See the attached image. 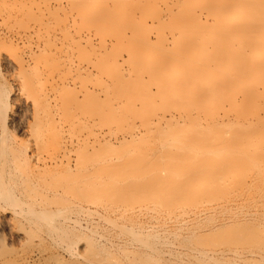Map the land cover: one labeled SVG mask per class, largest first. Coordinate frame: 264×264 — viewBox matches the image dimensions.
<instances>
[{
	"label": "rangeland",
	"instance_id": "obj_1",
	"mask_svg": "<svg viewBox=\"0 0 264 264\" xmlns=\"http://www.w3.org/2000/svg\"><path fill=\"white\" fill-rule=\"evenodd\" d=\"M38 1L40 0H0V54H3L0 56V151L1 153L3 152L2 156L0 153V157H2V159L0 158V186L2 189H6L7 187L10 189V195L18 200L17 208L23 211L20 217L14 216L10 205L0 203V264H13L15 261L24 264H89L86 260H91V258H95L94 260L99 258L100 264H264V238L260 236V232L264 228V217L260 216V212L264 211V186L252 187V190L232 191L228 195L220 194L221 189L219 191L216 189L217 193L215 195L211 192L212 190L209 191L210 193L206 192L203 194L204 196L209 197L213 194L214 197L211 196L212 200H219V202L239 200L250 194V196L255 198V201L245 204L234 211L222 210L205 212L195 216L191 215L194 217L189 219L190 221L186 225H179V219L173 221L164 216L179 213L178 209L182 207V199H177L171 194L168 197L156 194L154 189L151 187L148 189L147 186H145V189L143 185L141 187L143 186L144 188L139 187L138 190V187H136L135 190L130 185L128 187L121 184H103V187H97L89 181L90 184L86 185L88 183L86 181V183L83 181L81 184L82 172L77 173L75 171V161H79L86 168L87 173L90 172L96 166V158L98 157L100 159L116 158V168L119 166L118 169H122L121 171L129 167L127 165L130 164L128 161L130 158H133L139 164L141 157L138 153L146 140L142 138L134 143L132 142L131 137H136L140 132L138 128L134 127L138 126L140 121L154 119L157 115H161L167 109H172V106L178 103L180 106V102H185L182 106L188 107V109L194 108L196 104H189L188 101L194 103V100L191 97L188 100V97L185 95L187 92V96H189L188 90L185 92L183 91L184 88L180 89V91L184 92H181L184 94L182 98L179 96L181 94L180 91L177 93V90H174L175 94H178V97L177 94L171 93L173 89L171 92H165L162 91V88H159L158 91L154 90L152 94L148 92V88L147 90L145 89L148 81L161 87L164 79L173 76L172 73L165 71L164 66H168L167 63L174 57L177 44L161 45L160 43H155L153 39L151 42L143 44L137 37L138 35L148 36V33L153 34V30L157 32L161 31V33L164 31L167 34V28L170 29L177 25L176 20L178 19L176 18L180 17V13L176 15L177 10L179 12L180 9L183 10L181 11L182 16L185 10L199 9L207 5L209 1L178 0L177 4L179 5L176 6L175 4L177 8L173 9L172 13L167 14V12L165 13L166 8L165 10L163 9L162 0L152 5L145 4L146 0H122L121 3L116 0L115 8L128 10V12L125 11L128 15L123 14L122 11H120L122 15L119 12H117L118 15L114 12L116 13V20H113V22L116 21L113 24L114 26L112 23L110 24L111 26H105L104 24H90L86 21L81 23L78 20L75 23L79 22L80 24L75 25L74 23L73 25L72 17L79 6L78 0H57L58 6L53 1L54 3H50L48 7V9H51L48 10L46 8L48 11L46 10L47 12L44 14H40L39 10H37L38 5L36 6L35 2ZM110 2L112 4V0L97 1L96 9L93 12H97L99 15L102 12L104 13L105 9L107 10L110 7ZM139 3H143L144 5ZM106 4L109 7L106 8ZM115 8L113 9L116 11ZM173 12L175 15H172L174 14ZM133 17L139 20H146V27L150 25V28H147L149 32L146 27L147 32L139 25L133 31V34H131L128 26L129 21L134 19ZM152 17H155V19L160 18L161 22L159 21V24H157L158 22H154L152 26L150 24L152 22L150 18ZM89 22L92 23V21ZM66 23L71 37L75 35V31L79 27H82L81 29L90 28L93 30V33L90 35L91 43H96L98 38L104 40L106 47L102 50L100 57L93 55L91 48L88 49L90 46L85 43H81L83 47L81 44L79 45L81 48L71 43L72 45H70L69 49L59 35L56 37L55 33L60 34L59 27L62 24L66 25ZM144 31L146 32L145 35L142 34ZM184 33V40L191 42L194 47L201 49L204 53H206L205 49L207 50V48L210 49L211 46H215L208 39L203 37L194 38L195 36L191 37V34ZM35 34L40 37V40L37 39ZM115 34L116 40L113 38ZM151 36L150 34L149 37ZM46 40L48 44L53 43L52 45L56 46L55 48L52 45V47L47 45V47H50V52L53 50L52 52L55 54L51 53L52 56L48 52L50 56H47V54L42 55L44 57L37 56L36 45H42L44 42H47ZM61 47H64L63 50ZM29 48L36 51L37 55L34 52L36 56L33 55L31 57ZM60 48L62 52L59 51ZM64 50L68 52V58L69 60L72 58L73 63L84 62L85 64H83L88 66L89 71H84L86 74L83 72L82 76L85 78L81 81L85 83L90 93L84 97L79 96L73 90L74 93L68 87H62L61 80L65 77V73L67 74L68 72L66 71L67 69L62 68L61 57L63 58L65 55L62 54ZM70 51L72 52L71 54ZM212 54L214 55L215 53L212 52ZM208 55L210 56V54ZM3 57L9 59L11 65L3 62L1 60ZM30 57L33 59L37 58L39 64L42 65L40 66L43 69L45 67L44 70L48 74L47 82L49 81L51 84L49 83V86L48 83L44 84L46 87L48 86L47 88H53L52 92L54 94L52 93L51 96L55 97V100L52 99L47 106L38 103L40 109L50 112L55 118V124L49 130L47 129L46 133H50L51 131H59L58 133H60L62 124L65 121L71 120L77 126L73 125L75 129L79 130L78 126L84 129L89 135V140H93V134L96 133L102 143L98 152L92 150L89 145L90 143L86 147L71 149V153L68 151L72 161L70 167L61 164H57V166L47 165L48 168L46 166L43 167L44 162L48 161L47 158L50 155H53V157L61 155L64 146L62 139L59 137L58 139L42 137L45 141L41 138L38 140V137H36L41 159L38 163L40 169L32 172L31 165L34 163L27 159L29 158V153L24 150L28 143V137L22 130L17 128L15 122L13 123L8 119L14 101L12 96L14 89L8 81V75L17 72V62L26 63ZM96 57H99V59ZM114 57H116V67L111 63ZM130 58H133V66L131 68V75L129 76L123 71L127 67V62ZM147 64H152L157 70L155 73H158L155 75L148 71L146 67L150 66ZM221 64L222 62L218 63L217 66ZM92 65L99 69L101 68L98 73L99 76L97 75L98 77L95 71L90 72ZM213 65L215 64L213 63ZM215 67L216 65L211 70H214ZM220 69H224V71L220 72ZM205 70H207L206 67ZM217 70L218 74L216 71L212 73L210 71L209 75L215 73L219 79L220 74L226 75L227 71H230L227 69L225 72V68L222 65ZM72 72L70 74H73ZM100 72L102 73L101 75ZM147 72L151 75L150 79ZM208 77L211 79L212 76ZM206 78L203 79L202 77L208 84L218 80L212 78L209 82V78ZM223 78L224 75L220 79ZM202 79L201 81H203ZM199 84L197 86L200 88H196V85L194 86V89L196 88L195 92L204 90L202 86L205 83L203 85ZM97 85L100 86V89L96 88ZM93 90L95 92H98V90L100 92L101 90L102 93L94 94ZM221 95L217 98V101L219 100L218 103L216 102L217 104L215 103L211 106L207 103L206 105L209 106H206L201 102L199 105H204L206 111L207 107L210 111H216L217 107L215 105H220L218 107L220 109L221 104L224 108L231 107L230 100L227 101L229 98L227 99L226 96ZM220 97L226 98L224 100L221 98V101ZM224 101L229 104L227 105ZM190 105L193 106L191 107ZM230 110L232 109L229 108ZM170 129V126L161 124L160 130L165 135L158 132L156 136L159 134L166 136L167 132L172 131V129L168 131ZM239 130L234 129L228 132L230 140L227 136L229 140L227 143L232 142L231 138L233 139L234 137L231 136H240L239 133V135L237 134ZM164 131H167V134ZM233 132H236V134ZM240 133L242 141V132ZM152 140L154 141L153 138ZM152 140L150 139L151 143H153ZM239 140L237 138V141ZM104 141H108L109 144ZM155 143L157 141L153 143L152 147L155 146ZM135 144L138 146H135ZM181 145L184 144L182 143ZM243 148L244 153H246V146ZM134 151L137 154H133ZM241 151H238L239 153L237 154H244ZM13 156L16 158L22 156L21 158H23L21 160L23 172L19 175L11 173L8 167L10 157L13 159ZM185 156V153L176 154L174 149L170 150L168 148V150L161 154V159L167 161L181 158L182 161L186 162V164H183L184 166L189 165L190 163H187L189 161L193 163L190 157L187 160V156ZM231 156L236 159V162L233 160L229 161L228 158H231ZM231 156L226 157V159L224 156L217 158V161L218 159L220 160L218 162L214 160L215 162L214 164L212 163L211 167L216 168V170L218 167L219 169L224 168L230 171L233 168V170H238L240 167L242 169V164L245 161L242 158L245 157L240 156L241 158L239 157V159L241 160H239L237 155V157ZM224 159L225 162L230 163L228 165L235 162L236 166L241 163L242 166H238L237 169L235 165L234 167H228V165H225L226 163H222ZM188 167L186 169L191 168L193 171L191 165ZM191 170L186 171L191 172ZM178 172L180 171H177L176 174ZM243 176L246 175L244 174ZM48 188H56L60 192L58 194L50 193ZM184 190L186 191L187 205H190L196 196L197 199L195 198V201L206 198H203L202 194L199 197V194H194L196 192L191 193L187 189ZM138 194L145 197H142V199ZM145 200L148 203L150 202L149 205ZM188 207L184 206L182 212L188 211L190 209ZM139 208L142 209L140 210ZM246 214L248 215L247 219L242 220V216ZM252 240H256L255 243L257 245L255 243L252 244ZM67 247L71 249L69 252L66 249ZM234 249L238 250L237 253H235ZM243 249L251 251H243Z\"/></svg>",
	"mask_w": 264,
	"mask_h": 264
},
{
	"label": "bare ground",
	"instance_id": "obj_2",
	"mask_svg": "<svg viewBox=\"0 0 264 264\" xmlns=\"http://www.w3.org/2000/svg\"><path fill=\"white\" fill-rule=\"evenodd\" d=\"M53 1H55L57 3L56 5L58 6L57 0H40L38 2H35L36 6L38 5L37 6L38 8L37 10H39L38 12L40 14H44L45 12H47L49 9H51V8L48 9V7L50 6L49 4L54 3ZM78 1H79L78 2L79 6L75 10V15H73L72 17L73 25L75 21L78 20L81 21V23H84V21H86L90 24L93 23L101 24V25L104 24L105 26H108L111 23L113 25L116 22V21L113 22V20H116L115 14L117 12H119L121 15L122 12L123 14L128 15V13H126L128 12V10L125 9L122 10V8L120 9L115 8L116 0H112V4L110 2V4L112 5V6L110 5V7L106 4V8L109 7L107 8L108 11L104 8L105 12L104 13L102 12L103 14L100 13V15L97 12L96 13L93 12L94 9H96L97 6L96 3L99 0H78ZM117 1H120L121 3L122 0H117ZM208 1L209 2L207 5L202 6L199 9L190 10V11L185 10L186 12L185 11L184 13L182 12L183 13L182 16H181V11L183 10H181L180 7H179L180 12L179 10L176 9L177 10V11L175 10L177 13L176 15L180 13V17L176 18L178 19L176 20V24H177L176 26H173L170 29L167 28L168 31L167 34H165L164 31L161 33V31L157 32L153 30L154 32L153 34L148 33V36L138 35L137 37L141 40L143 44H147L148 42H151L152 39L155 41V43H160L161 45L177 44V50L174 54V57L172 58V60H170L171 62L169 61L167 63L168 66L166 65L164 66L165 71L172 73L173 76L164 79V82L162 83L161 87H158L156 84H152L150 83L151 81H148L145 85V89L147 90L148 88V92L150 94H152L154 90L158 91L159 88H162L163 89L162 91L165 92L166 91L171 92V90L173 89L171 93L175 94L174 90H177V93H179L178 91L184 88L183 91L186 92V90H188L189 96H187V92L185 94L186 97H188V100L190 97L193 98L194 103L192 101L191 102L188 101V102L189 104L190 103L196 104L194 105V108L192 107L193 105H190L192 109H188V107L186 108L182 106L185 102L184 103L180 102L181 107L179 106L178 103L172 106V109H167V111L165 110L164 113H161V115H157V117H155L154 119L140 121L139 125L134 127V128H138L140 132L136 137H131V140L133 143L137 140H141L142 138L143 140H146L145 144L142 145V148L139 150L138 153L139 156L141 157V161L138 164V162H135L133 158H130V160L128 159L130 164L127 165L129 167L125 168L124 171H121L122 169H118L119 166L116 168V158L114 159H100V157L96 158V162H97L96 166L93 167V169L88 173L86 168H84V166L82 165V163H79V161H75V171H77V173L82 172L81 184L83 183V181L84 183L89 181L97 187H101V186L103 187V184L104 185L121 184L124 186L127 185L128 187L130 185L135 190L136 187H138L139 190V187L143 185L144 187L147 186L148 189L150 187L154 189L156 194L165 195L167 197L170 196L169 194H171L175 196V198L177 199L180 200L182 199V205L180 202H178V204L182 206V207L180 206L181 208L178 209L179 213L167 214L166 216H164L165 218L168 217V219L173 221L179 219V225H186L190 221L189 219L193 218L195 215L203 214L205 212H216L222 210L234 211V210H238L245 204L253 203L255 201V198L253 196H250L251 194L246 195L239 200H230L226 202H219V200L216 201L212 200L211 196L214 197L215 193H217V191H219L220 189H221V191L219 192L220 194L228 195L232 191L234 192L237 190H244V189L252 190V187L256 188L257 186H261V187L264 186V0H208ZM157 2L160 1L146 0L145 4L152 5ZM143 3H139V4L144 5ZM161 3H163L164 6L163 9L165 10L166 8L165 13L167 12V14L172 13L171 11L177 8L176 6L179 5L177 4L178 0H162ZM113 8H115L116 11ZM136 8L138 9V7ZM172 15H175V13ZM181 17L182 19H180ZM133 18L134 19H131L132 21L131 20L129 21V26H128L130 29L129 32H131V34H133V31L136 30L137 26L139 25L142 26L143 29H145L147 22L146 20L144 21V19L139 20L138 18L137 19L135 17ZM150 19L152 21L150 23L152 24V26L154 22H158L157 24L161 22L160 18L155 19V17L154 18L152 17ZM89 21H92V23ZM177 21L179 22L177 23ZM76 24H80V23L78 22L75 23V25ZM149 26L150 25H148V27ZM148 27H146V29ZM81 28L79 27L80 30L79 29L77 30L76 28L77 31H75V35H74L75 37L74 36L71 37L68 31L67 23L66 25L62 24L61 27H59L60 34L55 33V36L57 37L59 35L61 40H64L65 44L68 46L69 49L71 47L70 45L72 44L79 46L81 43L82 44L85 43L90 46L88 49L91 48V50L93 51V55H98L100 57V55L102 54V50H104V48L106 47L105 44L106 42L104 43V40H100L101 38H98V41L96 43L94 44L91 43L92 40L90 39L91 37L90 35L93 33V30L90 28H84V27H83L84 29ZM146 29L145 31L147 32L148 29L147 30ZM145 31L144 33L142 32V34L145 35L146 34ZM184 32L191 34L192 35V36L190 35L191 37L195 36L194 38L203 37L205 39H208V41L215 44V46L213 47L211 46L210 49L206 47L207 50L205 49L206 53H204L202 52L201 49H197L196 47H194V45L191 42H186L184 40L183 38L185 37L183 35L185 34ZM150 34L152 35L151 37H149ZM36 36L37 39L40 38L38 35ZM133 36L135 37V35ZM113 38L116 40V34L113 36ZM52 44H48V41L44 42L42 45L35 44L38 55L36 51L32 49L30 50V48H29L30 50L29 54L31 55V57L33 55L44 57L42 55H46V54L47 56H50L51 53L54 55L55 53L52 52L53 50H51L50 52L49 49L50 47L53 46ZM47 45H50V47H47ZM63 46L65 45L63 44ZM53 47L56 48L55 45ZM61 48L59 51L62 52L64 47L62 48V50ZM66 50H64V53H62L65 54L63 58L61 56L60 57L62 59V68L67 69L66 71H68L69 74L68 72L67 74L65 73V77L61 80L62 82L61 84L63 86L62 85L61 86L64 88L68 87V89L70 88L71 91L74 90L79 96L84 97L90 93V91H88L89 90L88 87L85 85V83H83V81H81L82 79L84 80L85 78L82 76L85 73L84 71L87 72L89 71L88 66H85L84 62L73 63L72 58L69 60L68 58L69 56L67 54L68 52ZM71 51L70 54L72 53ZM34 52H36V55ZM212 52L215 53L214 54L215 56L212 54ZM208 54H210L211 57ZM2 55L0 54V56ZM31 57L29 58L28 61H26V63L25 62L20 63L16 61L17 72L14 73L12 71L13 73L8 75V79H9L8 81L11 83L14 89V93L12 95L14 100L13 106L11 105L13 108L8 119L13 123L15 122L17 128L19 130H22L28 137V143L26 144L24 150L25 152L29 153V154L27 153L29 155L28 156L29 158L27 159H29L30 161H32V163H34L31 165L32 172H35L40 169L38 163L41 159L39 156L40 153H39V146L37 143V139H35L36 137H38V140L40 138L42 139V137H46L47 139H52V138L58 139L59 137L62 139L64 146V148H62L63 151L61 155H57V156L54 155L55 157H53V155L52 156L50 155L47 158L48 161L44 162L43 167L46 166L48 168L47 165L57 166V164L70 167L72 161L69 153H71L70 152L71 149L86 147L88 146V143H90L89 145L92 148V150L98 152V150H100L102 143L100 142V139L98 138L96 133L93 134V140H89V135L84 131V129L82 127L80 128V126H78L79 130L75 129L74 126L75 127L77 126L74 125L71 120L65 121L62 124L60 133H58L59 131L56 132L55 130H54L55 132L51 131L50 133L49 132L46 133V130L47 129L49 130V128H51V126L55 124V118L50 112L40 109L38 107V103H42V105L47 106L49 105V102L52 101V99L55 100V97L53 98L51 96V94L53 93L52 92L53 88L52 87H49L51 89L47 88L51 84V82L49 81L47 82L48 74L46 70H44L45 67L43 69L41 67L42 65L39 64L38 59L37 58L33 59ZM99 57L96 58L99 59ZM208 58L210 59L208 60ZM61 59H59V61H61ZM132 59L133 58H130V60L128 59L129 61L127 62V67L123 71L129 76L131 75V68L133 66ZM1 60L11 65L10 60L7 59L6 57L5 58L3 57V59ZM221 62H222L221 64L222 67L225 68V72L227 71V69L230 71L229 72L227 71L226 75L220 74L219 77L221 78V76L223 77L224 75V78L218 79V77L216 76L219 73V72L217 73L218 71L217 69H219V67L221 68V65L219 66L217 65L218 63ZM111 63L116 67V57L112 58ZM213 63L216 65V67L214 68V70H211V68L215 66L213 65ZM147 65L150 66V67H146L148 68V71H150L155 75L158 73V72L155 73L157 70L152 66V64H147ZM204 66L206 67L207 70H205ZM91 68L92 69L90 70V72L95 71L96 76L98 75L101 69L93 65L91 66ZM213 71H216L217 74L213 73L214 76H216L215 78L213 74H210L212 76L211 79L213 78L214 80L215 79L218 80H215L214 82L212 80L213 83H211L210 82L211 79L208 76H210L209 72L212 73ZM222 71H224V69L223 70L220 69V72ZM70 72H72L75 75L73 76V74H70ZM101 72L100 75L102 74ZM26 74L28 77L26 76ZM147 75L150 79L151 75L149 72H147ZM202 77L203 79H205L206 77L209 78L208 81L210 82V84H208L206 80H203ZM201 79L203 81H201ZM200 81L203 84L205 83V85L199 84L201 83ZM44 83L45 84L48 83V86L46 87ZM198 84L203 85L202 87H204V90H198V92H195L194 90H196L197 87L200 88L199 86H197ZM152 85L154 86V88ZM195 85L196 88L194 89ZM99 87L100 86L98 85L96 86L97 89H100ZM192 87L193 89H191ZM101 90L100 92L99 90L98 92H95L94 90L92 92L94 94L96 93L100 94L102 93ZM183 91H180V93ZM183 93H181L182 95L179 94L181 98L184 95ZM220 95L226 96L227 99L229 98L228 100L227 99L226 100L227 101L230 100L229 103L231 102L230 103L231 107L228 106L227 109L224 108L223 105L221 104V108L218 109V107H220V105L218 104L219 106L215 105V107H217L216 111H210L208 107L206 111L204 105H199L202 102V104L206 105L208 103L212 106L216 102L218 103L219 100L217 101V98ZM96 97L98 98V96ZM221 98L223 100L225 99L223 97H220L221 101H222ZM224 103H226L227 105L229 104L226 101H224ZM232 103H234L233 105L235 106V108L232 105ZM202 106L204 107L201 108ZM232 106L235 110L232 108ZM184 108L188 110H185ZM229 108L232 109L230 110L231 111L230 114H229L230 112ZM221 109L223 110L221 111ZM233 110L234 112H232ZM161 124L163 125L166 124L167 126H170L172 131L171 129L168 130L171 132L164 131L165 133L167 132L168 134L166 133L167 134L166 136H161V134H164L163 132H161L162 130H160ZM234 129H238V130L240 129L239 131L242 132V141L240 138L241 133L237 131V134L239 133L240 136L239 137H237L236 135L231 136L236 139L234 140V138L233 139L231 138L232 142L230 143L232 144L230 145V143H227L230 140L229 138L230 134H228V132ZM44 130L45 132H43ZM158 132H160L161 134L156 136V133ZM234 134H236V132ZM227 136L229 140L227 139ZM152 138L154 139V141L152 140ZM237 138H239L240 140L237 141ZM150 139L152 140L153 143L157 141L154 147H152L153 143L150 142ZM42 140L45 141V139ZM233 140L236 143L237 142L239 143L236 144L234 142L235 144L234 145ZM104 142H107V144H109L108 141H104ZM182 143L184 145H181ZM135 146L138 145L135 144ZM245 146H246V153H244L245 151H243V149L245 150V148H243ZM168 148H170V150L174 149V152L176 154L185 153L187 156V157L185 156L186 159L189 160L190 157L193 160V163L189 161L187 163L190 164L184 166L183 164H186V162L182 161L181 158H179L181 161L179 159L176 160L173 159L167 161L161 159V154L164 151L168 150ZM241 150L243 151L244 154L241 153V155H238L237 154L239 153L238 151ZM133 154H137V153H135L134 151ZM235 154L238 156V159L240 156L245 157L242 158V160H245L243 164L241 163L243 165L242 169H240L241 168L240 166H242L241 164L240 165L237 164V166L236 164H234L236 162V159L232 158L231 155L237 157ZM221 156L222 157L224 156L225 159L226 157L228 158L231 156V158H228L229 161L230 162L232 160L235 161L234 163L232 162L233 165L232 164L228 165L230 163L225 162V159L223 161L221 160L222 163H226L225 165H228V167L229 166L234 167L235 165L236 169L238 166L240 168L238 170H233L234 168L233 169L230 168L232 169L231 171L229 169H224V168L219 169L218 167L217 170L216 168H212L211 165L212 163L214 164L215 162L214 160L218 162L220 159H218L217 161V158ZM21 157L18 156L16 158L13 156V159L10 157L8 167L11 173H15L16 175H19L20 173L23 172L21 168V160H23V158ZM0 158L2 159V157ZM192 164L195 166V168ZM190 165L191 167H193V171L191 170V168L186 169V167L188 166L190 167ZM186 170L187 171L191 170V172L190 171L187 172ZM177 171L180 172L176 174ZM244 174L246 176H243ZM241 177H243L242 180H240ZM89 182L86 183V185L90 184ZM143 186L141 188H144ZM184 189L191 191V193L196 192L194 194L197 195L199 194V197L201 194L203 195L204 193L209 192L211 190H212L211 192L214 195L212 194L209 197L203 195V198L206 197L205 199H199L195 201V198L197 197L196 196L193 202L190 205H187L186 204L187 200L185 195L186 191ZM216 189L218 190L216 191ZM9 190L10 189L8 187L6 189H2L0 186V203H3L4 205L5 204L10 205L11 212L14 214V216L20 217L23 214V211L17 208L18 200L10 195ZM48 190L50 191V193H54V194L55 193L58 194V192H60V190L56 188H48ZM194 194L193 196H195ZM139 197L142 198L143 196L139 195ZM145 202H147V200H145ZM140 203L142 202L140 201ZM149 203L147 202L148 205ZM183 205L189 206L188 208L190 209L188 211L182 212V208L184 207ZM139 209L141 210L142 208ZM247 216H248L247 214L242 216V220H246ZM260 216L264 217L263 210L260 212ZM260 236L261 238L262 237L264 238V228L261 230ZM255 242L256 240L255 241L252 240V244H254ZM66 249H68V252L71 250L68 247ZM244 250L251 251L247 249H243V251ZM237 251L238 250H235V253H237ZM94 259L91 258V260L89 259L86 261H88L87 263L89 264H100L98 260L99 258H97L96 260ZM13 264H24V263L15 261Z\"/></svg>",
	"mask_w": 264,
	"mask_h": 264
}]
</instances>
